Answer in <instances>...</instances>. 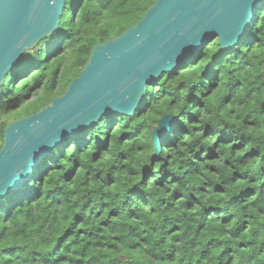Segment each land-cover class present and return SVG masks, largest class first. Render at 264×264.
Instances as JSON below:
<instances>
[{
  "label": "trees",
  "instance_id": "trees-1",
  "mask_svg": "<svg viewBox=\"0 0 264 264\" xmlns=\"http://www.w3.org/2000/svg\"><path fill=\"white\" fill-rule=\"evenodd\" d=\"M154 1L65 0L57 32L4 77L0 148ZM165 114L175 126L154 157ZM0 264H264V1L237 44H204L133 114L62 140L1 197Z\"/></svg>",
  "mask_w": 264,
  "mask_h": 264
},
{
  "label": "water",
  "instance_id": "water-1",
  "mask_svg": "<svg viewBox=\"0 0 264 264\" xmlns=\"http://www.w3.org/2000/svg\"><path fill=\"white\" fill-rule=\"evenodd\" d=\"M264 0H155L144 16L116 37L95 44L80 74L62 95L21 116L3 131L0 198L17 190L62 140L112 112L131 115L146 87L217 38L237 44ZM65 0H0V92L24 52L57 32ZM175 126L163 115L152 132L154 157Z\"/></svg>",
  "mask_w": 264,
  "mask_h": 264
}]
</instances>
